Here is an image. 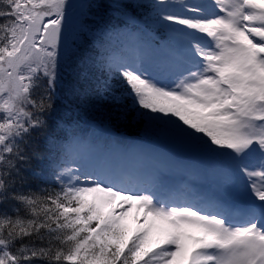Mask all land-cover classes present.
Wrapping results in <instances>:
<instances>
[{"label": "snow or ice", "instance_id": "6c2138e0", "mask_svg": "<svg viewBox=\"0 0 264 264\" xmlns=\"http://www.w3.org/2000/svg\"><path fill=\"white\" fill-rule=\"evenodd\" d=\"M151 7L163 55L151 63L104 55L122 91L105 80L95 96L130 99L149 121L169 125L212 159L221 189L246 196L244 208L161 199L76 133L57 149L56 189L16 191L24 166L44 159L28 145L48 127L65 30L79 33L69 0H0V264H264V0ZM83 102L81 95L76 106ZM132 208L146 227L129 235Z\"/></svg>", "mask_w": 264, "mask_h": 264}, {"label": "trees", "instance_id": "16d2710c", "mask_svg": "<svg viewBox=\"0 0 264 264\" xmlns=\"http://www.w3.org/2000/svg\"><path fill=\"white\" fill-rule=\"evenodd\" d=\"M81 1L80 10L74 15L78 18L73 25L79 38L73 39L69 34L63 42L61 86L57 89L53 110L46 116L48 127L42 132L33 133L28 145L29 155L35 150L44 159H31L24 166L26 183L16 185L18 192L27 193L31 190L41 194L44 190L57 188L51 179L52 171L58 163L57 149L73 133L93 143L94 136L99 137V141L104 144L141 141L151 137L166 144L171 150L179 144H187L188 150L196 149L184 140L166 133L169 125L162 121L151 122L146 116H142L130 99H123L118 104H108L98 100L93 91L98 83L103 84L105 80L116 88L117 94L122 91L118 87L119 78L109 76L102 66L103 56L109 52L115 55L125 54L123 40L127 38L130 29H140V23L150 16L151 6L156 0ZM75 3L69 0V9L75 10ZM123 5L128 7H122ZM81 95L84 102L77 107ZM13 203L8 202L2 207L11 212ZM135 231L129 227V235ZM24 242H28L27 238Z\"/></svg>", "mask_w": 264, "mask_h": 264}, {"label": "rangeland", "instance_id": "374dc122", "mask_svg": "<svg viewBox=\"0 0 264 264\" xmlns=\"http://www.w3.org/2000/svg\"><path fill=\"white\" fill-rule=\"evenodd\" d=\"M78 1H79V4H76V3L74 4L75 10L72 8L71 9L68 8V17L70 20L72 19L73 25L75 24V21H73V20L77 21V18H78V17H76L74 19L73 16L75 15V13L77 11L80 10V4L82 2L81 0H78ZM73 25H72V27H73ZM68 35H69V32L66 29L65 30V37H67ZM132 38L134 40H136L137 45H140L141 48L139 50H137V52H136V53H138L139 56L134 54L133 52H131L132 54L130 56V59H138L139 58V59H142L145 63H151L154 60L160 58L155 53L153 45H152L151 41L149 40L147 32H144L141 34L136 33L132 36ZM167 129H166V131H167ZM166 133H168L169 135L171 134L169 131H167ZM144 149H147V151L154 153L153 152L154 149L151 146L143 145V144H135V145L131 146L126 151L123 150L122 148H119V149L112 148L109 151H104V152L103 151H97V152L105 154L108 157L110 163L113 164L114 167L124 171L123 168H125V167L131 168L130 164H133V165L135 164L134 157L137 156L139 153H142L144 151ZM156 160L161 161L162 165H160L159 163H155V164L150 163L149 166H143V163H140V167L138 165H136L135 170L137 171L140 168H142V171H143L142 174H143V173L147 172L148 170H154L155 171V170H157V168H161L162 166L168 167V165L170 164L169 167L172 169L178 168L179 170H181L187 174L195 172L199 175L200 179H207L208 178L207 173L204 170H202L201 168H199L197 164L187 163L184 165V164H180V163H174L171 156L166 154V153H160V154L156 153ZM162 161L164 162V164L162 163ZM123 164H125V165L123 166ZM155 172L160 173V171L159 172L155 171ZM202 177H204V178H202ZM226 193H230V189L226 190ZM137 217H139L140 222H138ZM142 222H143V212L139 211L137 208H132L129 212L128 219H127L126 223L127 224H131V223L143 224Z\"/></svg>", "mask_w": 264, "mask_h": 264}]
</instances>
